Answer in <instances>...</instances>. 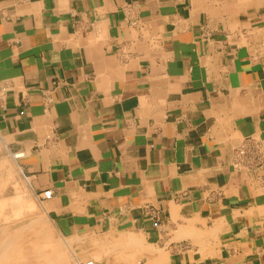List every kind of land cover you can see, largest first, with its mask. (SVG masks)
Returning a JSON list of instances; mask_svg holds the SVG:
<instances>
[{
	"label": "crops",
	"instance_id": "0c3cea01",
	"mask_svg": "<svg viewBox=\"0 0 264 264\" xmlns=\"http://www.w3.org/2000/svg\"><path fill=\"white\" fill-rule=\"evenodd\" d=\"M1 199L3 264H264V0H0Z\"/></svg>",
	"mask_w": 264,
	"mask_h": 264
},
{
	"label": "bare ground",
	"instance_id": "6f19581e",
	"mask_svg": "<svg viewBox=\"0 0 264 264\" xmlns=\"http://www.w3.org/2000/svg\"><path fill=\"white\" fill-rule=\"evenodd\" d=\"M157 35V34H156ZM18 154V153H17ZM23 194V193H22ZM21 193H17V194H15L14 196H13V198L16 200H18V199H20L22 196ZM24 195H25V193H24ZM27 196V195H26ZM30 196V195H29ZM6 198H8V197H6ZM12 198V197H11ZM12 198V199H13ZM4 200V201H3ZM5 200L6 199H1V201H2V204L0 205V214H3L4 213V211H5V209H6V207L3 205V203H5ZM8 200V199H7ZM17 202V201H16ZM15 203V202H14ZM20 203V202H19ZM10 204H12V208H13V211H14V209H15V211H16V213H18V211H20V209H21V207L20 206H17V203H15L16 204V206H14L13 205V203H10ZM21 204H23V203H21ZM26 204V203H25ZM41 204V203H40ZM18 205H20V204H18ZM31 206H33V205H31ZM43 206V205H42ZM42 213V212H41ZM18 215V214H17ZM16 220V219H15ZM28 225V224H27ZM31 228V227H30ZM28 229V228H27ZM50 232V231H49ZM19 233L20 232H18V233H14L15 235H16V237L12 234V236L11 237H9V241H8V243L6 244V243H2V237H0V264H3L6 260H8L9 258H11V253H12V251H13V249H14V247L17 245L16 244V242L15 241H13V240H15L18 236H19ZM22 234V233H21ZM52 235V234H51ZM46 236V235H45ZM53 237V236H52ZM29 237H27V239H28ZM36 238H37V236H36ZM46 238V237H45ZM45 238L43 239V240H45ZM24 239V238H23ZM48 238H46V240H47ZM39 240V239H38ZM45 240V241H46ZM50 240V239H49ZM25 241V240H24ZM35 241H37V240H35ZM44 241V242H45ZM22 242H23V240H22ZM43 242V241H42ZM43 242V243H44ZM49 242V241H48ZM47 242V243H48ZM70 242V241H69ZM25 243V242H24ZM28 243V242H27ZM34 243V242H33ZM47 243H45L46 245H47ZM58 243V242H57ZM23 245V243H20V244H18V245ZM31 244H32V241H31ZM44 244V245H45ZM59 244V243H58ZM36 245V244H35ZM34 245V248L35 247H37V250L39 249L38 247H40V243H39V246H38V244H37V246H35ZM41 245H42V243H41ZM49 245V244H48ZM43 246V245H42ZM60 246V245H59ZM18 247V246H17ZM23 247H25V246H23ZM19 248L20 249H22V247H20L19 246ZM24 249V248H23ZM69 249H71V248H69ZM62 250V249H61ZM35 251V250H34ZM52 251V250H51ZM56 251V250H55ZM22 252H24V251H22ZM30 252H31V249H30ZM21 253V252H20ZM32 253V252H31ZM35 253H37V251L35 252ZM51 254V256L53 255L51 252H48V254ZM56 253V252H55ZM22 254V253H21ZM29 254V253H28ZM38 254V253H37ZM27 255V254H26ZM40 255V254H39ZM45 255V254H44ZM47 255V254H46ZM57 255V254H56ZM16 256V255H15ZM22 256H24V255H22ZM33 256V255H32ZM40 256H42V255H40ZM50 256V255H49ZM55 256V255H54ZM68 256V255H67ZM20 257V256H19ZM28 257V256H27ZM23 258L22 260L24 261L25 259H28V258ZM36 257V256H35ZM44 257V256H43ZM53 257V256H52ZM17 258V257H16ZM21 258V257H20ZM37 258V257H36ZM46 258V257H45ZM48 258V257H47ZM47 258H46V260H47ZM50 258V257H49ZM48 258V259H49ZM70 258V257H69ZM39 259V258H38ZM40 259H44V258H42V257H40ZM15 260V259H14ZM13 260V261H14ZM17 260V259H16ZM19 260V259H18ZM33 260H34V258H33ZM45 260V259H44ZM72 260V259H71ZM27 261V260H26ZM25 261V262H26ZM40 261V260H39ZM42 261V260H41ZM39 262V264H41V263H43V262ZM12 262V261H11ZM18 262V261H17ZM20 262V261H19ZM18 262V263H19ZM28 262H30L29 260H28ZM27 262V263H28ZM57 262H59V261H57ZM14 263V262H13ZM24 263V262H23ZM26 263V264H27ZM45 263V262H44ZM12 264V263H11ZM21 264V263H20ZM30 264H31V262H30ZM57 264V263H56Z\"/></svg>",
	"mask_w": 264,
	"mask_h": 264
},
{
	"label": "built area",
	"instance_id": "2783aa9c",
	"mask_svg": "<svg viewBox=\"0 0 264 264\" xmlns=\"http://www.w3.org/2000/svg\"><path fill=\"white\" fill-rule=\"evenodd\" d=\"M51 196V190H46L43 193V197H50ZM87 264H95L94 261L90 260L87 262Z\"/></svg>",
	"mask_w": 264,
	"mask_h": 264
}]
</instances>
